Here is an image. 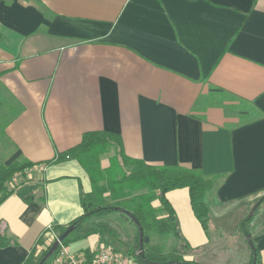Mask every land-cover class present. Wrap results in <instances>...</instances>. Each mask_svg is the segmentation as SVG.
<instances>
[{
    "label": "crops",
    "instance_id": "obj_1",
    "mask_svg": "<svg viewBox=\"0 0 264 264\" xmlns=\"http://www.w3.org/2000/svg\"><path fill=\"white\" fill-rule=\"evenodd\" d=\"M0 33L6 165L52 160L85 133L107 131L122 138L130 158L228 174L209 201L216 206L264 193V117L239 125L223 108L199 103L226 92L264 114V0H1ZM31 178L0 206L2 232L19 243L0 249V264H23L49 226L81 217V189L92 199L91 181L75 160L35 167ZM167 198L191 250L211 246L189 190ZM166 219L160 232L173 233ZM126 225L129 250L138 229ZM87 241L76 252L93 250L99 237ZM253 241L264 264V231Z\"/></svg>",
    "mask_w": 264,
    "mask_h": 264
},
{
    "label": "trees",
    "instance_id": "obj_2",
    "mask_svg": "<svg viewBox=\"0 0 264 264\" xmlns=\"http://www.w3.org/2000/svg\"><path fill=\"white\" fill-rule=\"evenodd\" d=\"M3 40L5 37L0 33V42ZM199 101V103L211 102L215 107L223 108L228 116L239 119V125L252 123L264 117L262 112L248 106L247 102L226 92L211 93ZM242 112L247 114L243 115ZM68 160L77 161L87 173L92 184V199L88 200L81 189L83 215L66 226H54L52 230L47 228L42 232L23 264L42 262L51 247L42 253L38 251L46 244L52 232L60 237L71 230L63 241L66 245L93 236H98L99 240L105 235L115 239L120 238V233L107 223L88 225L93 219L112 214L121 215L137 227L134 246L127 253L138 264H202L186 260L177 248L166 250L163 236L158 234V223L163 217L169 219L174 228L173 237L183 241L186 249H191L182 235L177 213L167 198V194L171 191L188 189L192 211L211 240L212 217L209 201L226 181L228 174L207 176L200 170L183 166L150 165L141 159L127 156L119 135L107 131H92L85 133L77 146L58 153L54 159L43 163L34 164L21 159L6 165L5 162L0 161V206L10 197L30 186L35 167L41 165L48 167ZM105 161H108L106 166ZM14 180H17L18 184L12 187L11 183ZM23 199L26 203H31L35 199V192L25 193ZM258 202L260 204L255 214L252 217L247 216L239 224V230L245 236L250 251L248 264H263L260 250L256 247L253 249L249 244L250 241L254 242L252 225L264 205V196L258 199ZM140 228L144 233L142 248ZM17 244H19L18 240L9 232H2L0 220V249ZM85 253L90 257L94 254L90 248L86 249ZM50 260L44 264H49Z\"/></svg>",
    "mask_w": 264,
    "mask_h": 264
},
{
    "label": "rangeland",
    "instance_id": "obj_3",
    "mask_svg": "<svg viewBox=\"0 0 264 264\" xmlns=\"http://www.w3.org/2000/svg\"><path fill=\"white\" fill-rule=\"evenodd\" d=\"M3 148L7 150L8 146H4L2 149ZM104 164L108 165V161H105ZM262 196H264V193L257 195L252 200L250 199L251 201L239 202L238 204H223L221 206H216L213 203H210V206L213 207L210 223L211 246L203 248L197 252L191 249H186L184 247V242L176 240L172 233H161L160 231L162 230H160L159 227L158 234L163 236V244L166 250L177 248L186 260L196 261L203 264H248L250 260V251L245 236L239 230V224L241 221L246 219L247 216H249L253 207L257 204L258 199ZM210 200H212V197ZM101 220L115 226V228L118 229L122 235H120V238L117 239L109 235H105L98 241V243H95L94 248H97L98 245L105 244L127 253L128 247L125 246V240L130 238V231L126 222L129 221L119 214H112L94 219L89 224L96 223ZM166 221L170 222L168 219H166ZM263 231L264 205H262V208L252 225L253 235ZM70 245L72 251L76 252L82 249V247H87L89 243L86 239L73 242ZM49 264H51V260L49 261Z\"/></svg>",
    "mask_w": 264,
    "mask_h": 264
},
{
    "label": "built area",
    "instance_id": "obj_4",
    "mask_svg": "<svg viewBox=\"0 0 264 264\" xmlns=\"http://www.w3.org/2000/svg\"><path fill=\"white\" fill-rule=\"evenodd\" d=\"M48 229L52 230L53 226H49ZM58 239L59 237L52 232L51 240L43 250L51 247ZM92 251L94 254L90 257L83 252H73L70 245L60 242L57 251L51 258V264H138L129 254L105 244L98 245Z\"/></svg>",
    "mask_w": 264,
    "mask_h": 264
},
{
    "label": "water",
    "instance_id": "obj_5",
    "mask_svg": "<svg viewBox=\"0 0 264 264\" xmlns=\"http://www.w3.org/2000/svg\"><path fill=\"white\" fill-rule=\"evenodd\" d=\"M259 204H260V202L255 204L251 213L249 214V217H252L255 214ZM70 232H71V230H68L62 236H60L57 241L54 242V244L51 246L50 250L48 251L46 256L43 258V260L40 264H44L45 262H47L48 260H50L53 257L54 253L57 251V249L59 247V243L63 242L65 240V238L70 234ZM143 244H144V233H143L142 229L140 228V246H141V248L143 247ZM249 244L253 249L255 248L254 242L250 241Z\"/></svg>",
    "mask_w": 264,
    "mask_h": 264
}]
</instances>
